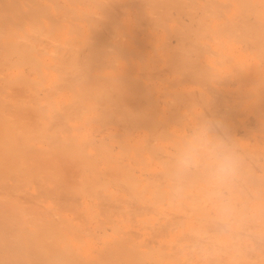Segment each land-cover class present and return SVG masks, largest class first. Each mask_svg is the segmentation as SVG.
<instances>
[{"label": "bare ground", "instance_id": "6f19581e", "mask_svg": "<svg viewBox=\"0 0 264 264\" xmlns=\"http://www.w3.org/2000/svg\"><path fill=\"white\" fill-rule=\"evenodd\" d=\"M254 2L255 0H233L231 1L230 4L232 8H235V6L239 4L242 7V14L244 13L242 16L239 17V15H241L240 13L241 11H240L238 17L236 16L238 20L233 19V22H232L231 20H227V19H226L227 21H222V20H225L223 19V17H225L227 14L228 15L233 14V12L230 13L229 11H226L229 13L224 14L225 10L222 9V6H220L217 3V0H0V49L2 48L1 50L3 51L2 52L3 54L0 53V55H2L0 58L4 57L1 60L5 61L6 71L8 72L7 67H10L12 69L11 71L13 74L10 72L8 73L11 74L12 76H15L14 81H13V78L11 77V75L9 76L7 73L10 79L12 78L10 80L11 85L13 84L15 85L16 83L18 84L17 82L18 78H19L18 80H20L19 84H21L22 76L24 78V76L29 72V70L32 71L30 72L33 75L31 79L32 83L31 82L29 83L30 81L29 76H32L29 73H28L29 76H27L28 74L26 75L29 81L25 78L26 80L24 79V81L26 82L24 81L22 82L23 83L22 88L24 89L25 87L24 84L25 85L28 84L29 87L27 88L28 90H31L29 91L31 93L28 94L29 92L26 89H24L25 92L27 91L26 93L20 90V92H24V94L20 93V96L22 94L21 97L18 96V94L16 95L18 96V98L22 99L20 102L23 101L24 103L25 101L26 103L27 97H24V95L26 96L28 95V97L31 96L30 97L31 99L34 97L32 99L33 101L36 96L38 97V99L39 98L42 99L43 97L45 98V102L47 104V101L48 102L50 101L49 94L51 92L52 93L51 98L54 99L53 96H55V100L52 101L54 102L52 105L55 106L54 107L55 109L53 108L51 109V110H54L53 111L54 113L62 112L60 110V107L62 108L64 104H62V106L59 105L60 100L63 99L61 103L67 102L65 103V105L69 103L70 107L68 105L67 106L68 108H66V110L70 108L72 112V109L74 108L75 112L77 113L76 114L77 118L76 117L74 118V115L72 116L71 114L72 118L74 120L76 119L75 121L76 123H73V124L70 123L74 121L72 120L71 116H69V118L71 119L70 120L68 116L62 115L63 117H66V120L68 118L69 122L68 121L67 122L70 124V126H67V127L68 128L70 127L71 133L73 132V134H71L70 131H68L69 132L68 134V132L66 131L67 136L69 135V138L71 135L74 136V134H76V131L80 132L78 131L79 124L86 125V124H89V122L92 123V121L94 122L93 120L94 118H96L95 121L97 122V118L99 119L101 115H103V113L106 114V113H110L111 110L113 111L114 107L112 105L115 104L116 106L118 105L116 108L122 109V113L124 116L122 117L121 115H119L120 113L116 114V115H119V118H117L115 121L116 123L117 121L119 123H122L124 121L121 126L122 130L126 126V124L124 123H126L128 120L130 121L132 120L135 127L137 126L141 127V128H138L140 130H142L143 128L144 130L143 133L146 136L151 135L148 138H152L154 136L153 138L155 141L153 142H156L157 138L161 139L160 142L161 141L163 142V144L155 145V144H159L156 142L154 143V147H152L153 146V144H151L152 140L151 141L147 140L148 138L144 134H143V137H141L142 140L140 139V135H139V137L136 136V138H139V140H135L136 139L135 138L133 139V141L135 142L130 141V137H129L130 135H128L127 132H131L130 133L131 135H133L136 132H134L135 130L129 131L128 129H127V132H125L126 128H124L125 134L122 133L123 135H121V133L119 134L120 130L116 129L117 127L116 128L114 127L116 131H118V133L114 134L113 131L115 130L112 131L111 127L109 126L112 124V122L110 121L112 116L110 115L109 116L110 118H108L107 116L106 117L107 121L103 124H106L109 122V125L107 124L110 127V131L109 130L108 131L111 132V134L109 135H111L112 137H115L110 142L111 143L112 141L115 142L114 139H116V137L120 139V145L119 143L116 142L117 143L116 146H118L119 148L112 145L111 146L112 149L113 147L114 148L116 147L117 149L120 150L119 152L123 154L121 155V159L124 158V155L125 157L127 155L129 158L128 157L124 158L125 160L126 159L130 160L131 158L132 162L134 161L135 164L136 163L139 164L136 166L137 168L138 166H142L141 169L144 168L143 171L145 169H148V170H145V173H144L146 175V171H147V175H148L147 181L148 182H146L143 185L140 184V182H143L144 180H146V178L142 179L140 175V178L143 180V181H140L139 177L136 178V176H137V173L142 174L143 171H141L142 173L137 171V168L134 166L128 167L127 165H129L130 162H128V164H125V162L124 163L121 162L125 160L124 159L120 160L119 156H118L119 160L117 157L112 158L115 150L113 149L114 150L113 151L111 149L110 147L111 144L108 142L111 137H107V139L109 138L107 141H105L106 137H101L102 139L98 137L99 138L98 141H100L99 142L100 144L98 145V148L96 146L95 149H98L96 150L97 154L100 152L99 154L103 155L102 158H104L105 160L103 166H105L107 169L106 173L107 171L110 170L111 173L113 174L114 173L113 170H117L118 172L116 173L122 174L121 180L119 179H118L119 181L117 180L118 181L117 183L119 184H117L112 179H110V180H106V181H109L107 182V186H106L105 180L103 181V183L101 182V179L103 180L104 179L103 176H105V169L103 168L104 169L103 171V169L101 170L98 167L96 163L98 162L97 161L98 159L96 160L92 157V152L85 147L87 144H84L86 138L84 139L83 136L88 135V133H89V136L92 135V133L90 134L89 132L91 130L86 132V130H88L89 127L86 130L82 128L83 133L85 134L86 132V134L85 135L83 134L82 136V134L79 133L81 137L77 138V139H80V141L83 138L82 140H84V142L82 144L83 146L85 145L84 146L85 148L82 146V144L79 141L74 142L75 137L79 136L77 133V135L74 136V139L71 137L69 141H66L70 143L72 139V142H71L72 144H69L70 146L68 145V143L66 144L65 141H64L65 143L63 142L64 144H66L65 147H68L67 148L68 152H67L66 151L67 149L66 150L61 149L62 147H64V145L60 148V146L58 147V145H61V143H58L56 145V141L53 144L54 141L52 140V138L55 135H56L55 137H57L58 139V136L61 135V134L58 135V133H63L62 131L65 132V129H64L66 127L65 125H69V124L65 122L64 119H62L61 121L60 119L58 120L61 123L63 121L66 123V124L64 122L62 123L63 125L64 124L65 125L63 127L64 130H61L62 125H61V129L58 128V125L60 122L58 121L55 122V120H57L58 117L56 118L55 117L56 115L53 113L54 115L53 118L55 120L51 121L50 120L51 117L50 118L48 117L51 111L43 110L45 114L41 113V115L39 114L38 116H34L38 118V120L36 121V125L39 122V125L37 127L39 128L38 129L39 131L37 132L36 131L37 128L35 127V124H33L35 123V119H33L34 117L30 116L31 117L30 118L26 114L23 115V112H24L23 109H25V107L22 106L23 107L22 108L18 106L20 105V102L18 101L19 99L17 101L16 99H14L16 102H18V105L16 106V104L12 103L11 106L14 105V107L13 106L11 107L12 108L11 111L8 110L10 106H8L6 103H4V105L0 104L1 105L0 106V126H1V130H0L1 149L0 150H3V152L2 151L0 152V264H86L85 262L86 259L88 260L87 264L95 263L96 260L92 257L90 253L89 242L84 241L88 239L89 237L86 239L85 237L83 238V236L85 235L86 237L89 236L88 234L89 231H87V227L84 228L86 229L87 232L83 231V234L84 233L86 234L80 235L82 236L83 239L79 236H76L78 237L76 238L75 234L77 232L75 233V231H77L76 229L78 225L75 223H74L75 225L74 224L72 225V222H70L71 220L68 221L70 217L68 216L65 217L66 215L63 216L59 214V212L55 211V209L57 207H60L59 208L60 210L58 208L56 210L61 211L62 210L61 207L64 210V207L67 205V208L65 207V210H68L69 212H71L72 210L76 211L77 202L79 198L78 193H82L85 195L87 194V196L90 195L92 196L90 198L95 197V199L97 196H98L97 199L100 196H101L100 198L107 196L106 199H108L110 194L109 195L106 194L105 190L107 189L105 188L111 186L110 183H112V181L116 185H119L116 187L112 186L113 188L117 189V187L121 186L120 188H122L123 190L118 188L120 189V191L128 192L127 194L129 198L131 197L133 201H131V198L130 199L126 198L125 201H129V203L127 202L128 203L127 206L130 204L129 207L127 208H130V206H132L133 204L136 206L133 205L132 208L138 207L137 211L134 208L135 209L134 213L139 212L138 214H141L142 210L141 209L139 210V208H145L147 210L145 211V209H143V212L144 211L150 212V213L155 212L157 214L158 212L162 210L161 207L163 206V204H164L163 210L166 209L167 206L171 205L172 207L170 206L169 207L170 209L168 208L170 210V214H168L169 212L167 213L165 211V213H167L166 216L168 217L169 215V218L171 219V217L173 218L174 216V215L173 216L171 215L173 213V214L179 215L178 216L179 219L178 217H175V219L173 218L175 221L177 220V222L172 221L174 222L173 224L167 219L169 222L166 221L165 223L167 224L171 223L172 225H174L175 223L179 224L178 220H182V223H181V225L183 224L182 227L183 226L185 227V225H187L186 228H188L190 227L189 221H193V220L187 221L188 220L187 217H191L192 215L195 218L194 221L201 223L204 210L200 203L199 194L197 192H193L185 196L182 199H176L175 204H174L172 202L173 199L170 198L163 191V187H162L163 168L166 163V158H167L168 153H164L165 151L163 152L162 148H160V146L163 147L162 145H165L164 144L165 140L167 141L166 143H168L169 141V144L172 147L173 143L184 133L187 125L191 123L193 120H195L200 115L201 112L206 117L209 116V117L222 120L223 123L227 126L229 133L237 141V149L243 161L242 178H241V185H240V189H241L240 197H241V202L244 204L245 209H246L244 218L240 223V226H239L240 228L238 229H241L243 227V223L245 225L248 224L246 220L250 221L248 226L251 223H253L252 224L253 226L250 225V227L251 226L256 227L254 226L255 220L254 218L252 219V217L257 218L258 221L260 220L262 221V224H264V188H262L264 187V181H262L264 179L260 178V180H258L257 179L258 177H257L256 178L257 180H256L255 178L253 179L250 176V172L251 173L252 171L254 172V170L250 169V167L253 169H256L258 164H255V161L258 162L259 160L260 162L262 158L260 157L261 158L260 159L258 157L259 154L257 150L246 149L244 146H242V143L241 144L239 143V139H237L234 136V132L237 131L236 129H237L238 120L236 118V122H235V120L233 119L236 114L235 111H237V109L239 111L237 112L240 114V108H238V106H240L241 104L238 105V102L236 104L233 101L238 106L234 104L235 109L234 107H232L233 105L230 107L229 104H231V102L227 104V101L230 100V98L227 101H225L226 95H228L229 90L226 91L227 94L220 96V93L223 94L222 88L220 87V90L219 89L217 90L216 89L217 87H215V85L218 86V84L220 85L223 84V86H227L231 82V80H228V82L230 81L228 84L227 80L225 81V79H227L226 75L227 77L230 78V74L228 72L227 74L226 72H224L226 75L222 73L225 70L222 68L223 65H228V67L226 66L227 68H230V66H232V68H234V71L235 70L238 71V72L237 71L235 72L236 75L234 74L236 81L240 77L237 81L239 82V85H240V87L237 86L239 89L237 91H240V89L246 87V85L251 86L253 82L254 83L259 82V84L262 83V85H264V82L261 81V80H264V22H261L259 20L261 23L257 21L259 22L258 24V23H255L256 22L255 20H251V18L252 19L254 18L252 17L251 13L253 14V12L255 11L259 13V10L257 11V9L255 10L253 8V7H256V5H254L255 4ZM228 4L227 6L225 5L226 8H230ZM261 7H264V5H262ZM250 11H251L250 13L251 18L247 16V14H249ZM222 14H224L225 16ZM221 15L222 17L220 18L219 16ZM185 19H187L188 22ZM215 19L217 20L222 19V20H220L221 22L220 21L216 22ZM249 21H253V22L250 23ZM166 36L168 38H166ZM207 38H208V41L210 40L209 44H212L215 47V49L213 48V50H210V52H209V48L211 46L207 44L208 42H206V40L205 42L202 41ZM172 40L174 41V43H171ZM237 41L240 43L241 42L243 43L242 49L244 47L245 50H242V51L244 52H239V53L233 52V47ZM206 44L208 47H206ZM211 51H212V55L211 54L210 55L212 57H215L214 55H217L218 57L215 60V64H217V66L214 65L213 63L214 58L211 59L212 58L211 56H210V59L213 60V62L211 61L212 63H209L208 61L210 60L208 59H201L204 57L203 55H205L206 53L209 54L211 53ZM3 61H1L0 63H2ZM3 64H0V66ZM218 65L222 66L220 67L223 69L221 73L222 75L224 74L225 76L220 75L221 73L219 71L220 68H218L219 67ZM24 66L26 67L25 69L29 68V70L27 71V73L25 72V74L24 72L22 73V69H24L23 68ZM245 67H248V68H245ZM249 67H251L252 69ZM260 67L262 68L260 69ZM215 69H218V74L216 72L217 70L214 71ZM250 70L254 72H251ZM165 71H168L170 73L169 74L170 77L168 75L162 74ZM249 72H251L252 74H250ZM2 73L5 74V72H2ZM165 74H168V73H165ZM3 75L1 76L0 79L8 80L6 78L7 75H4V77ZM60 80L67 82L66 86L65 85L64 87L62 86L64 89L60 85L62 83L61 82L58 83V81ZM8 81H6L7 82L6 85L4 84L5 81L4 82L2 81L3 82L2 84L5 85L6 88L8 87L10 88L11 86L8 84ZM72 81L73 82L76 81L77 83L72 84ZM64 82L63 84H65ZM248 82L249 84H247ZM47 83L49 85V86L47 85L48 88L50 87L51 90L49 89L50 90L49 91L46 86L44 88H46L49 91V94L47 93V90L43 88V85H46ZM55 83L59 84L57 86L58 87L60 86L59 89L62 88V91L66 90V93H64L65 91L59 92V90H57L58 88H56L55 90L56 92H58L57 94L53 92L54 89L52 90L51 84L56 86ZM184 83L185 84L191 83L192 85L194 84L195 87L198 86L197 91L196 89L194 90L195 87L194 88L192 87L191 89V86H190V89H189L188 84H187L188 86L187 89L179 87L180 84L181 86H183ZM215 83H218V84H215ZM232 83H233V80L231 84ZM37 85L38 86L42 85V87L41 86L40 87L43 90H46V93L44 91L42 92L41 90H38ZM1 86H0V89H1ZM254 86H255V89L254 87H252L253 88L251 89L252 91L251 90L248 91L245 88L244 89L247 92L251 91L252 92L251 94H253L254 92V94H256L255 96H259L257 95L258 90H256V89H259L258 87L259 85L257 86V88H256V85ZM33 88H36L38 90V93H37V90L34 89V91L36 90L35 93L33 92L35 96L32 93ZM260 88H264V87L260 86ZM163 89H166V90H163ZM234 89L230 91L232 92L233 95H234L233 92H235L237 88L235 89V91ZM244 89L243 90L241 89V90L244 91ZM253 90H256V91H253ZM162 91H165L163 92V95H162L165 97V98L164 97L162 98L163 100L160 99V94L162 93ZM218 91L219 92L221 91V92L219 93ZM247 92H245L246 94L244 93L243 94L246 96H250L248 95L249 93L247 94ZM260 92H262V89ZM36 93L38 95H36ZM39 93L41 95L42 93H45L46 95L47 94L48 95L44 97L45 94H43V96L39 97L40 96ZM59 93L60 94L63 93V94L59 96ZM232 94L229 93V95H232ZM56 96L57 98L59 96V98L56 99ZM260 96L262 97V95ZM48 97L49 99H47L46 101V98ZM30 98H28V100H30ZM232 98L240 99L239 96L238 97L236 96V94H235V97L233 96ZM242 99H243L242 101H244L247 99V97L246 99L245 98H242ZM262 99L260 97H254V99L252 100L253 103H257L259 107L261 108L260 109L259 107H257L259 109L258 110L257 108L255 109L256 111H258V113H260V110L264 109V106H262L264 105V103H262L261 101ZM45 102L43 103L45 104ZM52 102H49V103L51 104ZM249 102H251V100ZM23 103L22 105H24ZM28 103H26V105ZM36 103H38L37 100L36 102H33V105L29 103L30 105L28 104L27 105L28 108L26 109H29L31 111L32 110L31 108L34 106L33 108H35L36 111L39 110L41 112L42 106L39 107L40 105L39 104L36 105ZM50 104H48V106L53 107ZM197 104H200L202 106V110L196 109L195 106ZM56 105L60 106L59 109L56 108L57 107ZM71 105H73L74 107L72 106L73 108H71ZM35 106H38L39 108ZM4 108L7 109L9 112H14V114L10 113V115H5L8 111L6 110L4 112ZM253 108L252 110H254ZM19 109L23 110V112L21 111L22 113L20 112V115L22 114V118H20L21 116L17 117V114H19L18 113ZM98 110H100L101 113L103 112L102 114H100V116L98 115L100 113L98 112ZM48 111H49V114L46 115ZM116 112H113L114 115ZM258 113H254V114L260 115V116L262 115ZM12 114L16 116V118L12 117L13 116ZM239 114H237V116ZM25 115L26 117L24 118L23 116ZM49 116H52V114H50ZM261 117H264V115H262ZM27 118L29 120L33 119L34 122L31 123V125L29 124L27 126V124H25L24 122L25 119H26V122L28 121ZM107 118L110 120L108 121ZM251 118L254 119L253 117ZM119 119L120 121L122 120L123 121L120 122ZM256 119L258 120V118ZM112 120L114 122L113 118ZM103 121L104 120H101V123ZM52 122L53 124L55 122L54 125L51 124L52 126H54L52 130V133H54V135H52V133H47V132H50L49 131L50 129H52V126H50L49 128V125ZM96 122L94 123L98 125ZM250 122L253 124V126L251 124V126H249L250 128L249 127L246 128L248 130L249 129L251 130V128L256 127V126L260 128L262 124H264L261 122V125L258 126L260 123L256 125L255 121L252 122L251 120ZM101 123H99V127L103 125ZM114 123L112 124V126H115L117 124L119 126L121 125L119 123L117 124L116 123L114 124ZM238 124L240 125V123ZM32 125H33V128H36L35 131H33L34 129H31ZM91 126H90V129H91ZM92 127H94V125ZM102 127L105 128L104 126ZM68 128H66V130ZM105 129H108V127ZM246 129H244L245 131L243 130L244 131L243 135H249V132H247ZM101 130L102 128L100 127V131ZM258 130L264 131V129H261V130L258 129ZM32 131L36 132L37 135L34 134L35 137L33 136ZM55 131L58 133L56 134ZM105 131H103V133H105ZM253 131H256V129L254 130L253 128ZM66 132L65 134L63 133L64 136H66ZM139 133L141 132L139 131ZM237 133H239V131ZM240 133H241V130H240ZM48 134L50 135L49 137L51 138L50 140H48V136H49ZM62 136H59V139ZM67 136L64 139L68 140L69 138ZM144 136L147 138L146 139L147 142L144 140ZM45 137L49 141V143L46 142L47 149H48V144L50 145V143H52L51 147L49 146L51 149H53V147L56 145L57 147L55 146L56 147L55 149L58 148L57 150H59L60 148V151L61 150L65 151V152L63 151L64 153L66 152L69 153L70 152L69 150H72L73 155L71 153L70 155L71 156L76 155L82 161L81 170H80L82 175L84 176L90 175L94 179L88 183L81 180L82 181L81 184L83 185L78 187L77 190L76 188L75 190L70 189V187L72 188V186L67 188V185H68L67 183H70L68 179L69 175L67 172H65L67 169L64 171L65 174L63 173V176H62L63 178L60 176L62 173H61V169L59 170L60 168L59 166H64L63 163H62L63 165L59 163L61 156H59L60 159L57 160L58 163L61 165L57 164L58 168L56 167L53 170L52 169L54 167L53 164L57 163V161L55 162L57 158L54 160L53 157H55L57 154L53 155L52 157L53 159L51 158V156L50 158H44V157L42 158V155L40 154V152L42 151L38 150L35 146L36 142L41 143V141H43ZM63 137L61 139H63ZM131 137L133 138V136ZM95 141L96 140H93L94 145L98 143V141L97 143ZM93 142L91 141L92 144ZM91 143L88 145H91ZM147 143L150 145H148ZM146 144L149 147H146ZM250 144H252L251 141H250ZM37 146L39 147V145ZM145 149H149L147 150L149 153H147ZM46 150L43 149V151H45L44 152L45 154L48 151ZM60 151H58L60 153L59 155L63 153V152L61 153ZM109 151L111 152L109 153ZM55 152L57 153V151ZM119 152L117 151V153ZM261 153H264V152H261ZM114 156H117V155L115 154ZM260 156H264V155H260ZM154 157L158 159L160 162H158L157 165L155 164V166L154 165L151 166L152 163L150 162L153 161L154 163V160H153L155 159ZM28 158H30V160L35 158L37 159V161L34 164H32ZM102 158H100V161H102L101 160ZM46 159L49 160V162H51V164L47 163L49 166L44 165L46 164L45 162ZM62 159L63 161L66 160L64 159V157H62ZM127 160H126V163H127ZM77 161L75 163H77ZM134 162L132 164H134ZM262 162H264V160H262ZM253 164L256 167H254ZM103 166L101 165V167ZM64 167H66V165ZM64 167H61L62 170L64 169ZM49 168H51L52 170ZM133 168L137 171L136 176L134 174L135 170ZM57 169L58 171H56ZM77 169L78 168H76V171ZM68 171L72 173L71 172L72 168L70 170L68 169ZM77 172L78 174H80L79 170ZM64 175L67 177L66 182L64 180V177H65ZM114 176H115V173H114ZM80 177H81V174H80ZM83 180H85V178H83ZM85 181H88V180L86 179ZM75 183H78V182L75 180ZM34 184H35V187L33 186ZM29 186H31V190L29 189L30 188ZM46 200H50L52 201V203L46 204L45 203ZM102 200H104V198ZM113 200H111V202H113ZM136 201H137V204H135ZM55 202L56 204H59V205L54 204ZM123 202L124 201H122V203ZM62 203H65V204L62 205ZM53 204L56 206L55 209H54L55 206ZM114 204H116L115 206H117L119 203L117 204L115 202ZM124 204L126 205L125 202L123 203V205ZM172 204L177 205L179 208L173 210L174 207ZM105 205H107V203ZM120 205L121 204H119V206ZM70 208L72 210H69ZM120 209H122V207ZM132 210L130 211L133 212ZM181 210H183L182 212L184 213H182ZM185 210L189 211L190 213ZM81 211L84 212V209H82ZM82 212L81 214H83ZM108 212L109 211H107V215L109 214ZM131 212H128V214L129 213L131 214ZM178 212L179 214H177ZM180 212L182 213L183 216L181 215ZM107 215L105 216L107 217ZM82 216L81 218L85 219V217L84 216L82 217ZM111 216L112 214L110 215V217ZM161 216H163V218H166L164 217L165 215L160 214V216H158V219L159 218L161 219L162 218ZM76 217L80 218L79 214ZM92 217L94 218L95 215H93ZM183 217L186 218V221H187L185 225L183 222L184 221ZM250 217L253 220V222L250 220ZM96 218H98V220L100 221L99 223L104 226L103 222H105V220L102 222L103 223L102 224L101 220L99 219L97 215H96ZM107 220H111V219H107ZM107 220L106 222H108ZM113 221L114 220H112V222ZM262 224H259V225H262ZM79 228H80V231L78 230V232L81 234L82 233L81 224L79 225ZM100 228L101 226L99 227V230ZM119 228L122 229V227H119ZM103 229H102V232H103ZM108 229H110V227ZM116 229L113 228V230L115 231ZM161 229L163 230V228ZM157 230L158 229H156V231ZM73 231L75 233L74 236L71 235ZM196 231H193L194 236L197 233ZM247 231H249L250 233V231L252 230H247ZM137 233L138 232L134 233L133 235L137 236ZM187 233L189 232L187 231ZM240 233L242 235L245 234L242 232ZM123 234H125V232H123ZM191 235H192L191 237L194 238L193 234ZM240 235L239 234L236 235L234 239H231L227 242L218 241L219 242L218 243L214 239L215 241L213 243L214 245L211 244V246L209 243L213 241H210V240L207 241L208 244L206 242L207 247L205 248L209 252V254L207 255L210 256V259H211V254H212V257H214V255L216 254L215 258H212L214 259V261L210 260V262H213V263L215 262L218 264H224V263L226 264H264V244H260L259 245L260 248L259 246L257 247L258 243H264V242L259 241V240L258 242L256 240L258 236L256 237L255 234L252 235L253 236L252 238L248 236L249 239L251 240H253L254 237L256 238V239L254 238L255 239L254 245H256V248H258L257 251L255 249V246L254 247L251 246L249 249V247L243 244L244 237L242 236L243 237L242 238L240 237ZM91 236L93 235L91 234ZM187 236L189 235L187 234ZM72 237L75 241H73ZM121 238H122L121 240L124 241L123 236ZM125 241L127 240L125 239ZM106 243L108 244V241ZM106 243L104 242V246L106 245ZM113 243L115 244L116 241L115 242L113 241ZM126 243H129V242H126ZM114 244L113 246H115ZM143 244H141V246ZM218 244H221L223 246L222 250H224L222 251L219 248L220 252L222 253L224 252L223 257L221 256L222 259L220 258V260H219L220 256L217 257V255L220 254V252L217 251L218 249L216 248L222 247V246L221 245L219 246ZM246 244L248 245V243ZM143 246H147V245H143ZM212 246L213 248L215 247V251H217L218 254L213 251L214 252V255H213V252H211L210 249L208 250V248L210 247L212 248ZM107 247L108 246H106L104 251H106ZM163 247L164 249L167 248L165 247V245H163ZM103 249H101L102 254H103ZM124 249H127V248H124ZM164 249L162 250L164 251ZM117 250H118V246L117 247L115 246V248H113L112 250L110 249L108 253H110L111 255L112 254L114 255L116 254V252H118ZM254 250L256 252H254ZM135 251H136L135 253L137 254L138 253L137 250ZM126 252H129V251H126ZM146 252L147 251L145 252L141 251V254L146 253ZM156 252H157V249H156ZM162 254L163 253H161L160 255L163 257L164 255ZM248 254H251L252 256L250 255L251 256L250 257L248 256ZM104 255L105 253L101 255V257H99L96 262H99V260ZM111 255H108V257H106L108 261L110 260ZM169 255L167 256L170 257ZM171 256L175 257V254ZM112 257L114 259V256ZM139 258L137 261H139ZM148 258L150 260L152 257H148ZM180 258L182 259V257ZM217 258L219 262H217ZM113 259L111 258V260ZM134 259L132 258L133 261ZM104 260L102 262L103 264H105ZM111 260L109 261V263L112 262ZM132 260L130 258V262ZM204 260H206V258ZM222 260L224 261L222 262ZM108 261H106L107 264H108ZM128 261L129 260H127V264H128ZM133 261L132 263L130 262L129 263L133 264ZM142 261L143 260H141V262ZM122 263L123 262H121V264ZM139 263L140 262H138V264ZM179 263L181 262L178 261V264ZM185 263L192 264L191 261H184V263H181V264H185Z\"/></svg>", "mask_w": 264, "mask_h": 264}, {"label": "rangeland", "instance_id": "374dc122", "mask_svg": "<svg viewBox=\"0 0 264 264\" xmlns=\"http://www.w3.org/2000/svg\"><path fill=\"white\" fill-rule=\"evenodd\" d=\"M221 1H222V2H221ZM231 1H233V0H220V1L217 0V3H218L220 6H222V9L225 10L224 14H227V13H229V12H230V13L233 12V14H229V15L227 14L226 16H225L224 14H222V15L225 16V17H223V19H225V20H222V19H220V20H222V21L231 20V21L233 22V19L238 20L237 17H238V15H239V12H240V11H241V12H240L241 15H239V17L242 16V15L244 14V13L242 14V7H241L239 4L236 5L235 8H232V6H231V4H230ZM223 2H224V3H223ZM260 2H261V4H260ZM225 3H227V4L229 3L230 5L228 4V6H230V8H226L227 4H225ZM254 3H255L254 5H256V7H253V8H254L255 10L257 9V11L259 10V13H260V14H259L258 12H256V11H255L256 13L253 12V11H254V10H253V11H252L253 14H252L251 11H250L249 14H247V16H248L249 18H251V15H252V17H254V18H253V19L251 18V20H255V21H256L255 23H258V24H259L260 21H261V22H264V21H262V20H264V18H262V17H264V16H262V15H264V7H261L262 5H264V0H259V1H258V0H255ZM257 3H258V4H257ZM225 5H226V6H225ZM254 5H253V6H254ZM223 6H225V7H223ZM225 8H226V9H225ZM239 8H240V10H239ZM227 9H229V10H227ZM226 11H229V12H226ZM234 12H235V13H234ZM250 13H251V15H250ZM254 13H255V15H254ZM222 15L219 16V17L221 18ZM228 16H229V17H228ZM236 16H237V17H236ZM247 16H246V17H247ZM256 16H257V17H256ZM219 17H218V19H219ZM226 17H227V18H226ZM232 17H233V18H232ZM214 18H215V17H214ZM216 18H217V17H216ZM249 18H248V19H249ZM226 19H227V20H226ZM239 19H240V18H239ZM256 19H257V20H256ZM185 20H187V19H185ZM215 20H216V22H217V21H220V20H217V19H215ZM249 20H250V19H249ZM259 20H260V21H259ZM257 21H259V22H257ZM187 22H188V20H187ZM220 22H221V21H220ZM249 22L251 23V22H253V21H249ZM261 22H260V23H261ZM252 24H253V23H252ZM260 25H262V24H260ZM166 38H168V37L166 36ZM205 40H206V42H208L207 44H209L210 40L208 41V38H207V39H204V40H202V41L205 42ZM171 43H174V41L172 40ZM211 43H212V42H211ZM238 43H239V44H238ZM207 44H206V47H208ZM236 44H237V45H236ZM240 44H242V45H240ZM209 45L211 46V47L209 48V52H210V50H213V48L215 49L214 45H212V44H209ZM239 45H240V46H239ZM242 46H243V43H242V42L240 43V42L237 41V42L235 43L234 47H233V52H235V53L244 52V51H242V50H245V49H244V47H243V49H242ZM240 47H241V48H240ZM236 48H237V49H236ZM1 49H2V48H1ZM1 49H0V50H1ZM239 49H240L241 51H240ZM2 52H3V51L1 50L0 53H2ZM2 54H3V53H2ZM210 54L212 55V51H211V53H209V54L206 53V54H205L206 56L203 55V56H204L203 58H201V57H202V55H201L200 58H201V59H208V60H210V61L207 60L209 63H212L213 60H214L213 63H214V65L217 66V64H215V60L218 58L217 55H214L215 57H212ZM207 55H208V56H207ZM1 56H2V55H0V57H1ZM210 56L212 57L211 59H213V58H214V59L211 60V59H210ZM3 58H4V57L0 58V62L3 61V60H1V59H3ZM211 61H212V62H211ZM3 63H4V64H3ZM0 64H3V65L5 66V61H3V62L0 63ZM6 64H7V63H6ZM3 65L0 66V69H1V70H0V78H1V76L4 74V73H2V72H5L4 75H7L8 72L12 73V71H11L12 69H11L10 67H7V69H8V72H7V71H6V66L4 67ZM7 65H8V64H7ZM218 66H219L218 68L222 67L221 65H218ZM226 66L228 67V65H223V67H222L223 69H225L224 71H223L222 68H220V69H222V70L219 69V71H220V73H221L222 71H223L222 73L226 72V74H227V72H228V73L230 74V78L227 77V75H226L225 73H224V74L226 75V78H227V79H225L224 77H223V78L225 79V81L227 80V83H228V84H229V82H230V81L228 82V80H231V82H232V80H233V83L231 84V82H230L229 85H227V86H223V84L220 85V84H218V83H219V82H218V83H215V84H218V86L215 85V87H217V88H216L217 90H218V89L220 90V87L222 88L223 91H222V90H221V91H222L223 94L220 93L221 91H220V92L218 91V92L220 93V96H221V95H225V94H227L226 91H228V90H229L228 95H229V93L232 94V92H230V91H232L235 87L237 88V89L235 88L236 91H235V89H234V91H235V92H233L234 95H233V94H232V95H229V96L226 95V98H225V101H227V100L230 98V100L227 101V104H229V103L231 102V104H229V105H230V107L233 105L232 107H234V109H235V105L237 104V102H238V105L241 104L240 106L236 105V106H238V108H240V114H241V115L238 113L239 111H238V109H237L238 112L235 111L236 114H235L233 120H235V122H236V118H237V120H238L239 122L237 121V129H236L237 131L234 132V136H235L237 139H239V143H240V144L242 143V146H244L246 149H248V150H257V152H258V154H259L258 157H259V158L261 157L262 159L260 158V159H261L260 162H259V160H258V162L255 161V164H258L257 167L254 166V164H253V166L256 167V169H253V168L250 167V169L254 170V172H253L252 170H250V171H252V173L250 172V176H251L253 179H254V178L256 179L257 177H258V178H257L258 180H260V178H261V179H264V167H262V166H264V162H262V160H264V156H260V155H264V153H261V152H264V149H262V148H264V131L261 130V129H264V124H262V126H261L260 128H258L257 126H256V127H253L254 130L256 129V131H253V128H251V130L249 129L250 131H249L248 129H246V128H248L249 126H251V124H252V123L250 122L251 120H252V122L255 121L256 123H255V122H254V123H255L256 125L260 123L258 126L261 125V122L264 123V117H261L262 115H264V113H262V112H264V109L260 110V113H258V111H256L255 109H256L257 107H259V105H258L257 103H253V102H252V100L254 99V97H260L261 99L264 98V93H262V92H264V88H260V86L264 87V85H262V83L259 84V82H258V83H254V82L252 83V85H253V84L256 85V88H257V86L259 85L258 87H259L260 90H259V89H256V90L259 91V92L257 91V95H259V96H255L256 94H254V92H253V94H251V93H252V92H251V91H252L251 89H253L252 87H254V89H255V86H254V85H253V86L251 85L252 87H251L250 85H246V87L248 86L247 88L244 87V86H242V87H244V88H245L246 90H248V91L251 90L250 92H247L244 88H241L242 90L244 89V91H242L241 89H240V91H237V90H239L237 86L240 87L239 82H237L238 79H239L240 77L237 79V81L235 80V79H236V78H235V75H236L235 72H236L237 70L234 71V68H232V66H230V65H229L230 68H227ZM2 67H3V68H2ZM225 67H226V68H225ZM23 68L25 69L26 67L24 66ZM245 68H248V67H245ZM249 68H251V67H249ZM261 68H262V67H260V69H261ZM2 69H3V70H2ZM9 69H10V71H9ZM24 69H22V73L24 72V74H25V72L27 73V71L29 70V68H27V69H25V70H24ZM228 69H229V70H228ZM230 69H231V71H230ZM251 69H252V68H251ZM216 70H217V71H216ZM30 71H31V70H29L28 73L32 75V73H31L32 71H31V72H30ZM214 71H216L217 74H218V69H215ZM250 71H251V70H250ZM233 72H234V73H233ZM237 72H238V71H237ZM251 72H254V71H251ZM251 72H249V73L252 74ZM28 73H27V74H28ZM165 73H168V74H165ZM222 73H221L220 75H221V76H225L224 74L222 75ZM232 73H233V74H232ZM246 73H248V72H246ZM12 74H13V73H12ZM18 74H19V73H18ZM18 74H17V75H18ZM27 74H26V75H27ZM29 74H28L27 76H29ZM162 74H164V75H168V76L170 77V75H169L170 73H169L168 71H165V72H163ZM234 74H235V75H234ZM4 75H3V77H4ZM8 75L10 76L11 74L8 73ZM8 75H7L6 78H7L9 81L6 80V79H0V82H1V83H0V86L2 85V86H1V89H0V90H1V92H0V101H1V102L3 101L2 103L0 102V104L4 105V103H6L8 106H10V107H9L10 109L8 108V110L11 111V109H12L11 107H12V106L14 107V105L11 106V104L13 103V104H16V106H17V105H18V102H16V101H17L18 99H19V100H18L19 102L22 100L21 98H18V96H20V93L24 94V92H25L24 89H26L28 92L31 91V90H28V88H27V87H29L28 84H26V85L24 84L25 87H24V89L22 88V87H23V86H22V85H23L22 82L24 81V79L26 78V79L28 80V78H27L26 75L24 76V78H23V76H22V78H21V79H22V80H21V81H22L21 84H19V83H20V80H18V79H19V78H18V79H17L18 84L16 83L15 85H14V84L11 85V81H10L12 78H13V81H14V77H15V76H12V75H11L12 78L10 79V77H9ZM20 75H21V74H20ZM20 75H19V76H20ZM237 75H238V73H237ZM248 75H249V74H248ZM233 76H234V77H233ZM20 77H21V76H20ZM32 77H33V75H32V76H29V79H30V81L28 80L29 83L32 81V80H31ZM236 77H237V76H236ZM26 79H25V80H26ZM156 80H157V79H156ZM234 80H235V81H234ZM2 81H3V82L5 81V83H4L5 85L7 84L6 81H8V84L11 85L10 88H9V87L6 88V86L2 84V83H3ZM15 81H16V79H15ZM77 81H78V80H77ZM221 81H222V80H221ZM261 81L264 82V80H261ZM261 81H260V82H261ZM24 82H26V81H24ZM60 82L62 83V84H60L61 87H62V86L64 87V85H65V86L67 85V82H64L63 80H62V81H61V80L58 81V83H60ZM63 82H64L65 84H63ZM78 82H79V81H78ZM12 83H14V82H12ZM27 83H28V82H27ZM31 83H32V82H31ZM73 83L76 84L77 82H76V81H75V82L72 81V84H73ZM220 83H221V82H220ZM227 83H225V84H227ZM236 83H237V84H236ZM52 84H54V83H52ZM52 84H51L52 90L54 89L53 92H55L56 94L58 93V92L55 91L56 88H58L57 90H59V92H60V91H61V92H64V91H65L64 93H66V90H63V91H62V88H63V87L60 88L61 90L59 89L60 86H59V87L57 86V85H59V84L55 83L56 86H54V85H52ZM70 84H71V83H70ZM187 84H188L189 87L187 86ZM187 84L184 83L183 86H181V84H180L179 87H181V88H185V89H187V87L190 89V86H191V89H192V87H193V88L195 87L194 84H193V85H192L191 83H190V84L187 83ZM233 84H234V86H233ZM247 84H249V82H248ZM250 84H251V83H250ZM9 85H8V86H9ZM47 85H48V83H47L46 85H43V88H44L45 86L48 88L49 85H48V86H47ZM219 85H220V86H219ZM3 86H5V87H3ZM15 86H16V87H15ZM37 86H38V85H37ZM40 86L42 87V85H40ZM40 86H38L37 89H38V90H41L42 92L44 91V92L46 93V90H47V89L44 88V89H46V90H43ZM184 86H185V87H184ZM249 86H250V87H249ZM4 88H5V90H4ZM65 88H66V87H65ZM67 88H68V86H67ZM197 88H198V86H196V87L194 88V90L196 89V91H197ZM224 88H225V89H224ZM248 88H249V89H248ZM34 89H36V88H33V89H32V90H33L32 93H33V92L35 93V91L37 90V89H36V90L34 91ZM49 89H50V87L48 88V90H49ZM63 89H64V88H63ZM216 89H215V90H216ZM261 89H262V92H260ZM2 90H3V91H2ZM20 90H22V91H24V92H20ZM38 90H37V93H38ZM48 90H47V93L49 94V91H50L51 89H50L49 91H48ZM67 90H69V89H67ZM163 90H166V89H163ZM217 90H216V91H217ZM256 90H253V91H256ZM6 91H7V92H6ZM27 91H26V92H27ZM41 91H40V92H41ZM12 92H13V93H12ZM26 92H25V93H26ZM163 92H165V91H162V93L160 94V99H161V100H163L162 98L164 97V96H162V95H163ZM224 92H225V93H224ZM239 92H240V93L242 92V93L240 94ZM245 92H247V94L249 93L248 95H250V96H246V95H244V94H246ZM30 93H31V92H29L28 94H30ZM34 93H33V95H34ZM37 93H36V95H38ZM45 93H42V95L39 93V94H40L39 97L43 96V94H45ZM243 93H244V94H243ZM9 94H10V95H9ZM17 94H18V96H16ZM22 94H21V96H22ZM48 94H47V95H48ZM51 94H52V93L50 92V94H49V96H50V101H49V102H52V101L55 100V96H53V97H54V99H53V98H51V97H52ZM62 94H63V93H62ZM62 94L59 93V96L62 95ZM235 94H236L237 97L239 96L240 99L232 98L233 96L235 97ZM242 94H243V95H242ZM31 95H32V94H31ZM47 95L45 94L44 97L47 96ZM53 95H55V94H53ZM241 95H242V96H241ZM260 95H262V97H261ZM21 96H20V97H21ZM34 96H35V95H34ZM59 96H58V98H59ZM252 96H253V97H252ZM16 97H17V98H16ZM24 97H27V99H26V103L29 102L31 105H33V102H36V100H37L38 103H36V105L39 104V105H40V106L38 105L39 107L42 106V107H41V108H42V111H43V110H44V111H45V110H49V111H51L50 114H52V116H49V115H50V114H49V111H48V113L46 112V113H47L46 115L49 114L48 117H49V118L51 117V118H50L51 121H54V120H55V119L53 118V117H54V115H53V113H54L53 111H54V110H51L52 108L55 109V108H54L55 106L52 105L54 102H52V103L50 104V103L47 101V99H49V97L46 98L47 104H46V102H45V98H43V97H42V99L39 98V99H40V100H39L38 97L36 96L37 99H36V97H35L34 101L32 100L34 97H33L32 99L30 98L31 96L28 97V95H27V96L24 95ZM246 97H247V99H246ZM22 98H23V97H22ZM28 98H30V100H28ZM58 98H57V96H56V99H58ZM164 98H165V97H164ZM242 98H245L246 100L242 101V100H243ZM251 98H252V99H251ZM11 99H12V100H11ZM14 99H16V101H15ZM52 99H53V100H52ZM113 99H115V98H113ZM234 99H235V100H234ZM5 100H6V101H5ZM13 100H14L16 103H15ZM250 100H251V102H249ZM11 101H12V102H11ZM27 101H28V102H27ZM30 101H32V102H30ZM42 101L45 102V104H44ZM62 101H63V99L59 101V105H61V106H62V104L65 105V103H67V102H65V103H61ZM233 101H234L236 104H235ZM261 101H262V103H264V99H262ZM22 103H23V101L20 102V105H18V106H19V107H22V106L25 107V109H23L24 112H23V110H20V109H19V110H18V113H19V114H17V117H20V116H21L20 118H22V114L20 115V112H21V111L23 112V115L26 114L28 117H30V116H32V117H34V116H38L39 114L41 115V113L45 114L44 111H43V112H42V111L40 112L39 110L36 111V109L33 108L34 106H33V107L31 106V107H32V108H31L32 110L30 111L29 109H26V108H28L27 105H28L29 103H28L27 105H26L25 101H24V103H23L24 105H22ZM262 103H261V104H262ZM9 104H10V105H9ZM30 104H29V105H30ZM48 104L52 105L53 107L48 106ZM55 104H56V103H55ZM234 104H235V105H234ZM261 104H260V105H261ZM34 105H35V104H34ZM44 105H45V106H44ZM59 105H58V106L56 105V106H57L56 108L59 109V107H60ZM64 105H63L62 108L60 107V110H61L62 112H60V113H58V112L56 113V112H55V113H54V114L56 115L55 117H56V118L58 117L57 120H55V122H57L59 119H60V121H61L62 119H64L65 122H67V121L69 122L68 118H69V116H71V114H72V116L74 115V118L76 117V114H77V113L75 112V110H74V108H73L74 106L71 105V108H73V109H72V112H71V109H70V108L66 110V108H68V107H67L68 105H69V107H70V104H69V103L66 104V105H65L66 107H65ZM114 105H115V104L112 105V106L114 107V110H113V111H112V110L110 111L111 114H110V113H106V114H105V113L102 112L103 115H101V117H100L99 119L97 118V122L95 121L96 118L93 119L94 122H96L98 125H96L93 121H92V123L89 122V124H86V125H83V124L80 125V124L78 123V124H79V125L77 124V125H78V128L81 129V130L78 129V131H80V132H77V131H76V134H74V136H76L77 133H78V135H79V133H80V134H82V136H83L84 133H83L82 128L86 130V129L89 127L88 130H86V132H88L89 130H91V131H89V132H90V134L92 133V135L89 136V133H88V135L83 136L84 139L86 138L84 144H87L86 146H85V145H84V146H85L88 150H90V151L92 152V157H93L94 159H96V160L98 159V160H97L98 162H96L97 165H98V167H99L101 170H102L103 168L105 169V176H103L104 179H103V180L101 179V182L103 183V181L105 180V184H106V186H107V182H109V181H106V180H110V179H112L114 182L117 183L119 180H121V178H122V174H120V173L118 174V173H116V172H118L117 170H113L114 173H115V176L117 177V179H116V177L114 176V173L112 174L111 171H110L109 169H108L109 171H107V173H106V170H107V169H106L105 166H103V165H104V162H105L104 158H102L103 155H100V154H99L100 152L97 154V153H96V150H98V149H95L96 146H97V148H98V145L100 144V143H99L100 141H98L99 138L102 139L101 137H106V138H105V139H106L105 141H107V140L109 139V138L107 139V137H111V138L109 139V141H108V142L111 144V145L109 144L110 147H111L112 145H113V146H116L117 143H119V145H120V139H119L118 137H116V139H114L115 142H113V141H112V143L110 142L111 140H113V138H115V137H112L111 135H109V134H111V132H109V131H110V127H111V130H112V131L115 130V131H113L114 134H115V133H118V131H116V129L120 130L119 134L121 133V135H123L122 133H124L125 130H126L125 132H127V129H128L129 131H133V130H135L134 132H136V133L133 132V133H134L133 135L130 134L131 132H127V134L130 135V136H129V137H130V141H133V139H135L136 136L139 137V135H140V139L142 140L141 137H143V134H144V133H143V131H144L143 128H142V130H140V129H138V128H141V127H139V126L135 127L134 124H133V122H132V120H131V121L128 120L126 123H124V124H126L127 127L123 124V125L125 126L124 128H126V129L124 130V128H123V130H122V129H121V126H122V123H123L124 121L122 120V121H123V122H122V121H120V119H119V121L122 122V123H119V122L117 121V123L121 124L120 126L115 122L116 119L119 118V115H121L122 117H124V116H123V113H122V109L116 108L118 105H117V106H116V105L114 106ZM250 105H252V106H250ZM0 106H1V105H0ZM26 106H27V107H26ZM38 106H35V107L39 108ZM72 106H73V107H72ZM162 106H163V105H162ZM198 106H199V107H198ZM262 106H264V105H262ZM23 107H22V108H23ZM64 107H65V108H64ZM195 107H196L197 110H200V109L202 110V106H201L200 104H197ZM251 107H252V108L255 107V108H253L254 110H252ZM15 108H16V107H15ZM41 108H40V109H41ZM43 108H44V109H43ZM63 108H64V110H63ZM110 108H111V107H110ZM244 108H245V109H244ZM259 108H260V107H259ZM259 108H257V110H258ZM13 109H14V108H13ZM112 109H113V108H112ZM260 109H261V108H260ZM6 110H7V109L4 108V112H5ZM8 110H7V111H8ZM26 110H27V111H26ZM33 110H34V111H33ZM69 110H70V111H69ZM250 110H251V111H250ZM1 111H2V110H1ZM28 111H30V112H28ZM32 111H33V112H32ZM56 111H57V110H56ZM58 111H59V110H58ZM63 111H64V112H63ZM68 111H69V112H68ZM116 111H117V112H116ZM252 111H253V112H252ZM261 111H262V112H261ZM22 112H21V113H22ZM38 112H39V113H38ZM66 112H67V113H66ZM70 112H71V113H70ZM73 112H74V113H73ZM98 112H100V113L98 114V115L100 116V114H102V113H101L100 110H98ZM107 112H108V111H107ZM113 112H116L115 115H114ZM243 112H244V113H243ZM10 113H13V114H14V112H9V111H8L5 115H10ZM30 113H31V115H30ZM32 113H33V115H32ZM35 113H36V114H35ZM68 113H69V114H68ZM117 113H120V114H119V115H116ZM254 113H258V114H262V115H261V116H260V115H255ZM13 114H12V115H13ZM60 114H61V115H60ZM66 114H67V115H66ZM104 114H105V115H104ZM108 114H109V115H108ZM237 114H239V115L237 116ZM242 114H243V115H242ZM26 115L23 116V117L25 118ZM62 115H63V116H68L67 120H66V117H63ZM110 115L112 116V117H111V120L108 119V118H110V117H109ZM72 116H71V118H72ZM103 116H104V117H103ZM107 116H108V118H107L108 121L110 120V121L112 122V124L115 122L118 126H117V125L112 126V124L109 125V122L106 123V124H103V123H105V122L107 121V120H106V117H107ZM256 116H257V117H256ZM258 116H259V117H258ZM12 117H15V118H16V116H14V115H13ZM114 117H116V118H114ZM208 117H209V116H208ZM251 117H253L254 119H252ZM30 118H31V117H30ZM76 118H77V117H76ZM103 118H104V119H103ZM112 118L114 119V122H113ZM249 118H250V119H249ZM256 118H258V120H257ZM33 119H35V123H33V122H34ZM33 119H32V120H31V119L29 120V119L27 118V120H28L27 122H26V119H25V120L23 119V120H24L25 124H27V126H28L29 124L31 125V123H33V124H35V127L37 128L38 125H39V122H38V124L36 125V121L38 120V118H37V117H34ZM69 119H70V118H69ZM70 120H71V119H70ZM72 120H74V119L72 118ZM78 120H79V119H78ZM101 120H104V121L101 123ZM240 120H241L242 122H241ZM249 120H250V121H249ZM256 120H257V121H256ZM60 121H58V122H60ZM75 121H76V119H75L74 121L70 122V123H72V124H73V123H76ZM90 121H91V120H90ZM55 122H54V124H55ZM63 122H64V121H63ZM63 122H62V123H63ZM65 122H64V123H65ZM68 122H67V123H68ZM77 122H79V121H77ZM98 122L101 123V124H103L102 126H104L105 128L108 127V129H105V128H103L102 126H100V127L102 128V130H101L102 132H101V131H100V127H99V123H98ZM131 122H132V123H131ZM257 122H258V123H257ZM60 123H61V122H60ZM60 123H59V125H58V128L61 129V125H62V129H61V130H64V129H65V132H66V131L68 132V131L71 130L70 127H69V128L67 127V126H70L69 123H68L69 125H65L66 123L64 124V125L66 126L64 129H63L64 125H63L62 123H61V124H60ZM115 123H114V124H115ZM128 123H129V124H128ZM238 123H240V125H239ZM51 124H53V122L50 123L49 128H50V126H52ZM54 124H53V125H54ZM56 124H58V123H56ZM90 124H91L92 126L94 125V127H92ZM107 124H108L110 127H109ZM249 124H250V125H249ZM255 124H254V125H255ZM88 125H89V126H88ZM95 125H96V127H95ZM105 125H107V126H105ZM247 125H248V126H247ZM79 126H80V127H79ZM81 126H83V127H81ZM85 126H86V128H85ZM90 126H91V129H90ZM128 126H129V127H128ZM240 126H241V127H240ZM252 126H253V124H252ZM53 127H54V126H52V129L49 130L50 132H47L48 130H47L46 132H47V133H52ZM114 127H115V128L117 127V128L115 129ZM118 127H120V128H118ZM29 128H30V127H29ZM36 128H33V125H32V127H31V129H34L33 131H35ZM49 128H48V129H49ZM56 128H57V127H56ZM66 128H68V129L66 130ZM93 128H94V129H93ZM249 128H250V127H249ZM257 128L260 129L261 131H259ZM38 129H39V128H37V130H36L37 132L39 131ZM54 129H55V128H54ZM104 129H105L106 131H105ZM136 129H138V130H136ZM244 129H246L247 132H249V135H243V134H244L243 132L245 131ZM0 130H1V126H0ZM56 130H57V129H56ZM61 130H59V131H61ZM96 130H97V131H96ZM108 130H109V131H108ZM240 130H241V133H240ZM243 130H244V131H243ZM33 131H32V133H33V136H34V134H36V132H33ZM98 131H99V132H98ZM103 131H105V133H103ZM107 131H108L109 133H108ZM139 131H140L141 133H139ZM238 131H239V133H237ZM53 132H54V131H53ZM55 132H56V131H55ZM62 132L65 134L64 131H62ZM67 132H66V136H67ZM86 132H85V134H86ZM94 132H95V133H94ZM57 133H58V132H56V134H57ZM63 133H58V135L61 134V135H59V136H62V135L64 136ZM70 133H71V131H70ZM106 133H107V134H106ZM137 133H138V134H137ZM250 133H251V134H250ZM68 134H69V132H68ZM71 134H73V132H72ZM85 134H84V135H85ZM124 134H125V133H124ZM36 135H37V134H36ZM48 135H49V134H48ZM48 135H47V136H48ZM52 135H54V133H52ZM98 135H100V136H98ZM102 135H103V136H102ZM144 135H145V134H144ZM236 135H237V136H236ZM33 136H31V137H33ZM55 136H56V135H55ZM55 136H54V137L52 136V137H53L52 140L54 141V142L52 141L53 144L55 143V141H56V145H57L58 143H61V145H58V147L60 146V148H61V147L64 145V147H62L61 149H65V150L68 148V147H65V145H66L67 143H68V145H69V144H72V143H71V142H72V139H71L70 143H69V142H66V141H69L71 137L74 139V136H72V135L70 136V138H69V135L67 136V137L69 138L68 140L64 139L66 136H64V137L62 136L63 139H61L62 137H60L61 140L59 139V136H58V139H57V137H55ZM131 136H133V138H132ZM145 136H146V135H145ZM145 136H144V140L146 141V139H147L148 137H150L151 135H149V136L147 135V136H146L147 138H146ZM34 137H35V136H34ZM49 137H50V135L48 136V140L51 139V138H49ZM79 137H81V136L79 135L78 137H75L74 142H78V141H79V142L82 144V143L84 142V140H82V139H83V138H82L81 141H80V139H77V138H79ZM88 137H90V138H88ZM98 137H99V138H98ZM153 137H154V136H153ZM153 137L147 139V140H150V141L152 140V141H151L152 143L150 142L151 144H153L152 147H154V143H156V142L159 143V144H155V145L163 144L162 141L160 142L161 139H159V138H157V141H156V142H153V141H155ZM241 137H242V138H241ZM244 137H245V138H244ZM247 137H248L249 139H248ZM36 138H37V137H36ZM45 138H46V137H45ZM45 138H44V140H43L45 143H44L43 141H41V143H43V144L36 142V143H35V146H36V148H37L38 150L42 151V152H40V154L42 155V158H43V157H44V158H50V156H51V158H52L53 155H56V154H57L55 157H53L54 160L57 158V159L55 160V162H56L57 160L60 159L59 156H61V159L59 160V161H60L59 163H61V164L63 163L64 166L66 165V167H64V166H59V167H60L59 170L61 169V173H62V174L60 173V174H61L60 176L62 177V176H63V173L65 174V172L68 173V175H69V178H68V179H69L70 183H67V184H68V185H67V188H69L70 186H72V188L70 187V189H74V190H75V188H76V190H77L78 187H80L81 185H83V184H81L82 181L88 183V182H90L91 180L94 179V178H92L90 175H89V176H84V175H82V173L80 172L82 161H81V159H80L78 156H76V155H75V156H71V155H70V153H71V154L73 153L72 150H69L70 152L67 153V152H68V149H67V150H66V151H67L66 153L68 154V155H67L66 153H64V152H65L64 150H63V151H64V152H63L62 150L60 151V148H59V150H57L58 148L55 149V148L57 147L56 145H55L56 147H55V146L53 147V149H55V150L51 149L50 147H51L52 143H50V145L48 144V149L50 148V149L48 150V149H47V146H46V145H47L46 142L49 143V141L47 140V138H46V140H47V141H46ZM54 138H55V139H54ZM97 138H98V139H97ZM120 138H121V137H120ZM250 138H251V140H250ZM252 138H253V139H252ZM56 139H57V140H56ZM76 139H77V140H76ZM117 139H119V140H117ZM93 140H96V141H95L96 143H97V141H98V143L94 145ZM135 140H139V138H136ZM58 141H60V142H58ZM61 141H62V142H61ZM64 141L66 142V144H64V143H65ZM88 141H89V142H88ZM91 141L93 142V144L91 143ZM158 141H159V142H158ZM163 141H164V140H163ZM244 141H245V142H244ZM250 141H251L252 144H250ZM63 142H64V143H63ZM116 142H117V143H116ZM133 142H135V141H133ZM146 142H147V141H146ZM148 142H149V141H148ZM166 142H167V141L165 140V143H164L165 145H162L163 147L160 146V148H162V151H163V152L165 151L164 153H169V151H170L169 149L171 148V146H170V144H169V141H168V143H166ZM90 143H91V145H88V144H90ZM244 143H245V144H244ZM247 143H248V144H247ZM36 144L39 145V147H38ZM40 144H41V145H40ZM44 144H45L46 147L44 146ZM114 144H115V145H114ZM144 144H145V142H144ZM147 144H148V143H147ZM147 144H146V147H149V146H147ZM166 144H167V145H166ZM68 145H67V146H68ZM92 145H93V146H92ZM109 145H107V146H109ZM148 145H150V144H148ZM245 145H246V146H245ZM41 146L44 147V148H42ZM49 146H50V147H49ZM69 146H70V145H69ZM82 146H83V144H82ZM84 146H83V147H84ZM88 146H89V147H88ZM167 146H168V147H167ZM169 146H170V148H169ZM253 146H254V148H253ZM85 147H84V148H85ZM116 147H118V146H116ZM116 147H115V148H116ZM258 147H259V149H258ZM41 148H42V150H41ZM91 148H92V149H91ZM115 148L113 147V149H114L115 152H116V153L114 152V155L116 154L117 156H114V155L111 153V154L113 155L112 158H114V157H117V158H118V156H119V157H120V160H123L124 158H127V157H128L127 155H126V157H125V155H124V158L121 159V155H123V154L119 152V151H120L119 149L116 148V149H117V150H116ZM118 148H119V147H118ZM164 148H165V149H164ZM249 148H250V149H249ZM0 149H1V146H0ZM43 149H44V150L47 149L48 151H47V150H46V151L48 152V154H47V152H46V154H45V153H44L45 151H43ZM69 149H70V148H69ZM111 149H112V147H111ZM113 149H112V150H113ZM112 150H111V151H112ZM114 150H113V151H114ZM147 150H149V149H145V151H147ZM168 150H169V151H168ZM1 151L3 152V150H0V152H1ZM20 151H21V150H20ZM52 151H54V152H52ZM55 151H57V153H56ZM58 151H60L61 153L63 152V153H62L61 155H59L60 153H59ZM100 151H101V150H100ZM111 151H109V153H110ZM113 151H112V152H113ZM117 151H118L119 153H117ZM259 151H261V152H259ZM51 152H52V154H51ZM97 152H98V151H97ZM147 153H149V152L147 151ZM44 154L46 155V157H45ZM94 154H95V155H94ZM64 155H66V156H64ZM72 155H73V154H72ZM96 155H97L99 158H98ZM99 155H100V156H99ZM34 156H35V155H34ZM70 156H71V157H70ZM62 157H64V159H66V160L63 161ZM66 157H67L68 159H67ZM76 157H77V158H76ZM53 158H52V159H53ZM93 158H92V159H93ZM100 158H102V159H101L102 161H100ZM128 158H129V157H128ZM154 158H155V157H154ZM259 158H258V159H259ZM28 159L30 160V158H28ZM75 159H77L78 161L75 160ZM150 159H151V158H150ZM152 159H153V158H152ZM118 160H119V158H118ZM124 160H125V159H124ZM126 160H127V159H126ZM126 160H125V161H121V162H123V163L125 162V164H128V162H130V163L132 164V163L134 162V161H133V162L131 161V160H132L131 158H130V160H129V159L127 160V163H126ZM153 160H154V163H153L152 160H150V161H152V162H150V163H152V165L150 164L151 166H153V165L155 166V164L157 165V163L160 162V161H159L158 159H156V158L153 159ZM157 160H158V161H157ZM256 160H257V159H256ZM30 161H31L32 164H34V163L37 161V159L33 158V159L30 160ZM76 161H77V163H75ZM45 162H46V164H44V165H48L47 163H50V164H51V162H49V160H47V159H46ZM99 162H100V163H99ZM59 163H58V161H57L56 164H53L54 167H53L52 169L54 170V168H56L58 165H61V164H59ZM68 163H69V164H68ZM98 163H99V164H98ZM130 163H129V165H127L128 167H129V166H134V167H136L137 165H139V164H137V163L135 164V162H134V164H132V165H131ZM57 164H58V165H57ZM63 164H62V165H63ZM75 164H77V165H75ZM53 165H52V166H53ZM67 165H68V166H67ZM71 165H72V166H71ZM78 165H79V167H78ZM97 165H96V166H97ZM99 165H100V166H99ZM101 165H102L103 167H101ZM119 165H121V164H119ZM251 165H252V164H251ZM259 165H260V166H259ZM48 166H49V165H48ZM52 166H50V167H52ZM70 166H71V167H70ZM76 166H77V167H76ZM253 166H252V167H253ZM61 167H64V169L62 170ZM69 167H70V168H69ZM139 167H140V168H139ZM141 167H142V166H138V168L136 167V168H137V171H139V172L143 171L144 168L141 169ZM258 167H259V168L262 167V168L259 169ZM47 168H48V167H47ZM57 168H58V167H57ZM71 168H72V171H71L72 173H70V171H68V169L70 170ZM76 168H78L77 171L79 170V173L81 174V177H82V178L80 177V174H78V172L76 171ZM49 169H51V168H49ZM52 169H51V170H52ZM66 169H67V170H66ZM73 169H74V170H73ZM104 169H103V171H104ZM133 169H134V168H133ZM139 169H141V170H139ZM65 170H66V171H65ZM134 170H135V169H134ZM145 170H148V169H145ZM145 170L143 171V173L141 172L143 175H145V174H144V173H145ZM56 171H58V169H57ZM64 171H65V172H64ZM75 171H76L77 173H76ZM113 171H112V172H113ZM137 171L135 170V172H134L135 176H136V172H137ZM50 172H51V171H50ZM59 172H60V171H59ZM260 173H261V174H260ZM76 174H77V175H76ZM117 174H118V175H117ZM142 174L137 173V176H136V178L139 177L140 181H143L142 179L146 178V180H144L143 182H140L141 185H143V184H145L146 182H148V181H147V178H148L147 171H146V175H145L146 177L143 176ZM251 174H252V175H251ZM68 175H67V176H68ZM140 175H141L142 179L140 178ZM64 176H65V175H64ZM65 177H66V176H65ZM65 177H64V180H65V182H66L67 177H66V178H65ZM72 177H73V178H72ZM75 177H77V178H75ZM112 177H114V178H112ZM62 178H63V177H62ZM83 178H85V180L87 179L88 181L83 180ZM106 178H107V179H106ZM118 179H119V180H118ZM257 179H256V180H257ZM75 180H76L78 183H75ZM81 180H82V181H81ZM112 180H111V181H112ZM117 180H118V181H117ZM113 181H112V183H110L111 186H109V185H110V184H109V185H108L109 187L105 188V189H107V190H105L106 194H107V195L110 194V195H109V198H110V199H109V198L106 199L107 196H106V197L104 196V197H103L104 200H102L103 198H100V197H101V196H100V197L98 198V199L101 200V201H100V200L97 199L98 196H97L96 199H95V197L90 198V197H92V196H90V195L87 196V194L85 195V194H82V193H78L80 199L78 198V202H77V210H76V211H75V210L73 211V210L70 208L69 210H72V211L69 212L68 210H65V207L67 208V205H66V206L64 207V210H65V211H64L63 208L61 207V209H62L65 213H64L62 210L59 211V210H60V209H59L60 207H57L59 210H56L57 208H56V206L54 205V204H56V202L53 204L55 207L52 205V206L54 207V209L56 208L55 211L59 212V214H61V215H63V216L66 215L65 217H67V216L70 217L71 219L69 218L68 221L71 220L70 222H72V225H73L74 223L78 225V227L75 226V227H77V229H76L77 231L74 230L75 233H76V232H77V233L75 234L74 231H73V232L71 233L72 236H74V234H75V237H76V236H79V237L82 238V236H80V235H85V234H86V233L83 234V231H84V232L89 231V232H88L89 236L86 237V235H85V236H83V238H84V237H85V239L88 238V237L90 238V239L88 238V239H86V240H84V241L89 242V245H90V253H91L92 257H93L96 261H97L98 258L101 257V255H103L104 253H105V255H107V256H105V255L102 256V258L99 260L100 263H99V262H96V261L94 260L95 263H97V264H103L102 262H103V260L105 259V260H104V261H105V264H107L106 261H108V260L106 259V257H108V255H111V254L108 253V252L110 251V249L112 250L113 248H115V246H116V247L118 246V250H117L118 252H116V254H114V255H113V254L111 255V258H112V259H113L112 256H114V259H113V260H111V258L109 257L110 260H111L112 262L109 263V261H110V260H109V261H108V264H121V262H123L124 264H127V260H129V261H128V264H130V263H132V261H133L132 258L134 259V258L137 256V254H138L137 257H138V258L140 257V258H139V261H137L138 258L136 257V258L134 259V261H133V264H138V262H140L141 264H178V261L181 262V263H184V261H191L192 264H207V263H208V264H212V263H213V262H210V260H211V261H214V259H212V258H215V256H216V254L214 255V252L218 254L217 251H219V248H220V250H222L223 246H222L221 244H218L219 246L221 245L222 247H218V248H216V249H218L217 251H215V247L213 248V246H212V248H211V247L208 248V250L210 249L211 252L214 251V252H213L214 257H212V254L210 253V254H211V259H210V256L207 255V254H209V252L205 249V248L207 247L206 243L203 244V245L200 246V247L195 246V244H194V238L191 237V236H192L191 234H193V236H194L193 231L198 230V229L200 228L201 223H198L197 221H194L195 218H194L193 215H192L191 217H187V218H188L187 221H189V220H193V221H189L190 227H188V228H186L187 225H185V223L187 222V221H186V218H184L185 216L183 217V219H184L183 222H184V225H185V227L183 226V227H184V228H183V227H182L183 224L181 225L182 220H178L179 224H176V223H175L174 225H172L174 222H177V220L175 221L174 219H175V217H178L179 215H176V214H173V213H172L171 215H172V216L174 215V216H173L174 219H173L172 217H171V219H170V218H169V215H168V217L166 216V214H167L168 212H169L168 214H170V210H169L170 208H169V207H170L171 205H170V206H167V208L164 209V210H163V208H164V207H163L164 204H163V206L160 205V206H162V207H161L162 210H161L160 212H158V213L165 215L164 217H166V218H163V216H161L162 218H161V219H160V218L158 219V216H160V214H158V213L156 214L155 212H153V213L145 212V211L147 210V209H145V208H139V210H140V209L142 210V213H141V214H138L139 212H136V213H137V214H136V213H134V211H135V209H136V211H137V210H138V209H137L138 207H133V208H132V206H133L134 204H133V205L131 204L132 206H130V208H127V207H129V205H130V204H129V205L127 206V204L129 203V201H125L126 198H129V196H128V194H127L128 192H126L125 190H124V191H125L126 193L123 192V191H120V189H122V188H120L121 186H120V187H117V189L113 188V187L119 186V185H116ZM254 181H255V180H254ZM262 181H264V180H262ZM262 181H261V182H262ZM79 182H80V183H79ZM112 184H113V185H112ZM114 184H115V185H114ZM117 184H119V183H117ZM249 184H250V183H249ZM253 185H254V184H253ZM253 185H252V187H253ZM33 186L35 187V184H34ZM74 186H75V187H74ZM112 186H113V187H112ZM29 187H30L29 189L31 190V186H29ZM36 187H37V186H36ZM261 187H262V185H261ZM118 188H120V189H118ZM262 188H264V187H262ZM122 190H123V189H122ZM145 191H147V190H145ZM80 194H81V195H80ZM83 195H84V196H83ZM119 195H120V196H119ZM116 196H117V197H116ZM130 196H131V195H130ZM88 197H89L90 199H89ZM116 198H117V199H116ZM120 198H121V199H120ZM130 198H131V197H130ZM130 198H129V199H130ZM81 199H82V200H81ZM91 199H92V200H91ZM113 199H114V200H113ZM118 199H120V200L123 199L122 201H124V202L126 203V205H125V204L123 205L124 202L122 203V201H120V200H118ZM111 200H113V202H111ZM134 200H135V199H134ZM139 200H140V199H139ZM175 200H176V199H173V200H172V202H173L174 204H175ZM131 201H133L132 198H131ZM80 202H81V204H80ZM91 202H93V203H91ZM105 202L107 203V205H105V204H106ZM115 202H116L117 204L119 203V204H121V205L119 206V204H118L117 206H115V205H116V204H114ZM120 202H121V203H120ZM127 202H128V203H127ZM45 203H46V204H48V203L51 204L52 201H50V200H46ZM98 203H99V204H98ZM104 203H105V204H104ZM111 203H112V204H111ZM63 204H65V203H62V205H63ZM135 204H137V201H136ZM56 205H59V204H56ZM62 205H61V206H62ZM81 205H82V206H81ZM93 205H94V206H93ZM108 205H109V206H108ZM172 205H173V204H172ZM99 206H100V207H99ZM114 206H115V207H114ZM134 206H136V205H134ZM89 207H90V208H89ZM112 207H113V208H112ZM117 207H118L119 209H118ZM121 207H122V209H123L124 212L122 211V209H120ZM171 207H172V206H171ZM173 207H174L173 210L179 208L177 205H173ZM80 208H81V209H80ZM131 208H132L133 210H132ZM134 208H135V209H134ZM168 208H169V209H168ZM82 209H84V212L81 211ZM85 209H86L87 211H86ZM88 209H89V210H88ZM102 209H103L104 211H103ZM108 209H109V210H108ZM124 209H125V210H124ZM126 209H128V210H126ZM129 209L132 210L133 212H131ZM143 209H145V211H144L145 213L143 212ZM152 209H153V208H152ZM152 209H151V210H152ZM100 210H101V212H100ZM111 210H112V211H111ZM153 210H154V209H153ZM153 210H152V211H153ZM171 210H172V209H171ZM79 211H80V212H79ZM102 211H103L104 213H103ZM107 211H109V212H108V213H109V214H108L109 216L107 215ZM110 211H111V213H110ZM125 211H126V212H125ZM127 211H128V212H131V214H130V213L128 214ZM152 211H151V212H152ZM154 211H155V210H154ZM165 211H166L167 213H165ZM182 211H183V210H181V212H182ZM185 211H187V210H185ZM68 212H69V213H68ZM78 212H79V213H78ZM81 212H82L83 214H81ZM105 212H106V213H105ZM121 212H122V214H121ZM162 212H163V213H162ZM176 212H177V211H176ZM181 212H180V213H181ZM187 212H189V211H187ZM187 212H185V213H187ZM67 213H68V215H67ZM73 213H74V214H73ZM96 213H97V214H96ZM174 213H175V212H174ZM182 213H184V212H182ZM182 213H181V215H182ZM189 213H190V212H189ZM189 213H188V214H189ZM78 214H79L80 218L76 217V216H78ZM98 214H99V215H98ZM111 214H112V216H111L112 218L110 217ZM113 214H114V215H113ZM123 214H124V215H123ZM133 214H134V215H133ZM155 214H156L157 216H156ZM177 214H179V212H178ZM82 215L85 217V219H86L87 221H86L84 218H83V219L81 218ZM93 215H95L94 218L92 217ZM96 215H97V216L99 217V219L101 220V223L105 220V222H103V223H104V226L101 225V224L99 223L100 221L98 220V218H96ZM103 215H104V216H103ZM105 215H107V217H106ZM175 215H176V216H175ZM186 215H187V214H186ZM190 215H191V214H190ZM83 216H82V217H83ZM90 216H91V217H90ZM182 216H183V215H182ZM182 216H181V218H182ZM248 216H249V215H248ZM75 218H76V219H75ZM88 218H89V219H88ZM105 218H106V219H105ZM253 218H254L255 221L257 220V218L252 217V219H253ZM67 219H68V218H67ZM72 219H73V220H72ZM74 219H75V220H74ZM93 219H94V220H93ZM107 219H111V220H107ZM167 219H168L170 222H172V221H174V222H172V224H171V223L167 224V223H165L166 221L169 222ZM178 219H179V217H178ZM252 219H251V217H250V220L253 222ZM82 220H83V221H82ZM84 220H85V222H84ZM91 220H92V222H91ZM106 220H107L108 222H106ZM112 220H114V221L112 222ZM81 221H82V222H81ZM255 221H254V226H256V227H252V226H253V225H252L253 223L250 224V225H252V226L250 227V225L248 226V224H249L250 221H247V220H246V222H248V224L245 225V224L243 223V227L241 226L243 229H242V228H241V229H238V230H237V235H238V234L240 235V234H241L240 232L245 233L244 235H242V234L240 235V237H242V236H243L244 238L247 237V238H245V239L242 237V238H243V241H244L243 244L246 245L247 247H249V249H250L251 246H252V247L255 246V249H256V251H257L258 248H256V245H254V242H255L254 240H255L256 238L254 237L255 239L253 238V240H251V239H249L248 236H250V238H252V237H253L252 235L255 234V236H256V237L258 236V238H259V239H258V238L256 239L257 241L259 240V241L264 242V239H262V238H264V224H262V221H260V220H259V221L257 220L256 223H255ZM87 222H88V223H87ZM143 222H144V223H143ZM257 222H258V224H257ZM103 223H102V224H103ZM105 223H106V224H105ZM75 224H74V225H75ZM80 224H81V226H82V228H81V232H82V233H81V234L78 232V230L80 231V228H79V225H80ZM82 224H83V225H82ZM108 224H109V225H108ZM161 224H162V225H161ZM164 224H165V225H164ZM259 224H262V225H259ZM88 225H89V226H88ZM91 225H92V226H91ZM98 225H99V226H98ZM163 225H164V226H163ZM166 225H167V226H166ZM176 225H178V226H176ZM244 225H245V227H244ZM100 226H101L102 229L106 226V227L103 229V232H102V229H101V228H100L101 231L99 230V227H100ZM102 226H103V227H102ZM107 226H108V227H107ZM111 226H112V227H111ZM114 226H115V227H114ZM116 226H117V227H116ZM118 226H119V227H122V229H120ZM158 226H159L160 228H159ZM259 226H260V227H259ZM72 227H73V226H72ZM86 227H87V231H86V229H84V228H86ZM95 227H96L97 229H96ZM109 227H110V229H108ZM153 227H154V228H153ZM157 227H158V228H157ZM248 227H249V228H248ZM78 228H79V229H78ZM88 228H89V229H88ZM113 228H114V229L118 228V229H116V231H115V230H113ZM161 228H163V230H162ZM164 228H165V229H164ZM239 228H240V227H239ZM244 228H245V229H244ZM251 228H252V229H251ZM83 229H84V230H83ZM156 229H158V230L156 231ZM190 229H192V230H190ZM97 230H98V231H97ZM106 230H107V231L110 230V231L107 232ZM117 230H118V231H117ZM160 230H161V231H160ZM239 230H240V232H239ZM247 230H252V231H250V233H249V231H247ZM258 230H259V231H258ZM95 231H96V232H95ZM99 231H100V232H99ZM114 231H115V232H114ZM119 231H120L121 233H120ZM187 231H188L190 234L187 233ZM191 231H192V232H191ZM94 232H95V233H94ZM123 232H125V234H123ZM136 232H138V233H137V236L133 235V234L136 233ZM196 232H197V231H196ZM90 233H91L93 236H91ZM93 233H94V234H93ZM119 233H120V234H119ZM246 233H247V235H246ZM95 234H96V235H95ZM126 234H127V236H126ZM187 234H188L189 236H187ZM248 234H249V235H248ZM250 234H251V235H250ZM69 235H70V234H69ZM94 235H95L96 237H95ZM101 235H102V236H101ZM245 235H246V236H245ZM104 236H105V237H104ZM122 236H123L124 241H125V239H126L127 241L124 242L123 240H121V239H122V238H121ZM131 236H132V237H131ZM94 237H95V238H94ZM102 237H103V238H102ZM124 237H125V238H124ZM76 238H78V237H76ZM76 238H75V239H76ZM83 238H82V239H83ZM96 238H97V239H96ZM72 239H73V237H72ZM82 239H80V240H82ZM94 239H96V240H94ZM98 239H99V240H98ZM78 240H79V239H78ZM88 240H89V241H88ZM73 241H75V240L73 239ZM103 241H104L105 243L108 241V244H109V245L106 243V245L104 246V242H103ZM111 241H112V242H111ZM113 241H114V242L116 241V243L114 244ZM148 241H149V242H148ZM210 241H213V242L209 243L210 246H211V244H213L215 241H214V239H213V240H210ZM216 241H217V240H216ZM259 241H258V242H259ZM76 242H77V241H76ZM109 242H110V243H109ZM126 242H129V243H126ZM147 242H148V243H147ZM217 242H218V241H217ZM258 242H257V243H258ZM102 243H103V244H102ZM122 243H123V244H122ZM124 243H125V244H124ZM143 243H145V244H143ZM146 243H147V244H146ZM218 243H219V242H218ZM220 243H221V242H220ZM246 243H248V245H250V246H248ZM257 243H256V244H257ZM113 244H114L115 246H113ZM132 244H134V245H132ZM141 244H143V245H147V246H143V245L141 246ZM207 244H208V242H207ZM252 244H253V245H252ZM260 244H264V243H258V244H257V247H258ZM101 245L104 247V249H103V247H102ZM161 245H162V247H163V245H165V247H167V248L164 249V247L162 248ZM213 245H214V244H213ZM106 246H108L107 249H106L107 252L104 251L105 248H106ZM159 246H160L162 249H164V251H165L166 253H165V252H164ZM261 246H262V245H261ZM134 247H135V248H134ZM149 247H150V248H149ZM96 248H97V250H96ZM124 248H127L128 250H127V249H124ZM148 248H149V249H148ZM259 248H260V246H259ZM93 249H94V250H93ZM99 249H100V251H99ZM101 249H103V254H102V250H101ZM156 249H157V252H156ZM211 249H213V250H211ZM95 250H96V251H95ZM121 250H122V251H121ZM135 250H137V252H138L137 254L135 253V252H136ZM126 251H129V252H126ZM132 251H134V252H132ZM141 251H142V252L147 251L149 255L147 254V252L141 254ZM162 251H163V252H162ZM222 251H224V250H222ZM256 251L254 250V252H256ZM124 252H126V253H124ZM219 252H220V251H219ZM132 253H134L135 255L132 254ZM139 253H140V254H139ZM161 253H163V254H162V255H164L163 257L160 255ZM170 253H172V254H170ZM221 253H222V252H220V254L217 255V257L220 256V257H219V260H220V258L222 259L223 255H224V254H223L224 252L222 253V255H221ZM131 254H132V255H131ZM169 254H170V255H169ZM173 254H175V257H174V256H173V257L171 256V255H173ZM143 255H144V256H143ZM150 255H151V256H150ZM165 255H166V256H165ZM167 255H169L170 257H168ZM250 255H251V254H248V256H250ZM179 256L182 257V259H181ZM221 256H222V257H221ZM251 256H252V255H251ZM251 256H250V257H251ZM95 257H97V258H95ZM148 257H152V258H151L152 261H151V259L149 260ZM208 257H209V258H208ZM130 258H131V260H132L131 262H130ZM176 258H177V259H176ZM183 258H184V259H183ZM205 258H206V260H204ZM207 258H208L209 260H208ZM102 259H103V260H102ZM140 259L143 260V261H144V259H145L146 262L144 261V263H143V261L141 262ZM175 259H176V260H175ZM180 260H181V261H180ZM183 260H184V261H183ZM84 261H85V260H84ZM84 261H83V262H84ZM87 261H88V260L86 259V261H85L86 264H87ZM94 261H93V262H94ZM136 261H137V262H136ZM150 261H151V262H150ZM202 261L205 262V263H203ZM208 261H209V262H208ZM215 261H216V260H215ZM223 261H224V260H222V262H223ZM83 262H82V263H83ZM114 262H115V263H114ZM125 262H126V263H125ZM129 262H130V263H129ZM147 262H148V263H147ZM149 262H150V263H149ZM152 262H154V263H152ZM217 262H219V261H218V258H217ZM222 262H220V263H222ZM95 263H93V264H95ZM123 263H122V264H123ZM140 263H139V264H140ZM181 263H179V264H181ZM189 263H190V262H189ZM189 263H188V264H189ZM185 264H187V263H185ZM213 264H218V263H215V262H214ZM224 264H226V263H224Z\"/></svg>", "mask_w": 264, "mask_h": 264}, {"label": "clouds", "instance_id": "9594fccd", "mask_svg": "<svg viewBox=\"0 0 264 264\" xmlns=\"http://www.w3.org/2000/svg\"><path fill=\"white\" fill-rule=\"evenodd\" d=\"M243 161L222 120L200 115L173 143L163 168V191L172 199L197 192L203 207L194 244L234 239L244 218Z\"/></svg>", "mask_w": 264, "mask_h": 264}]
</instances>
